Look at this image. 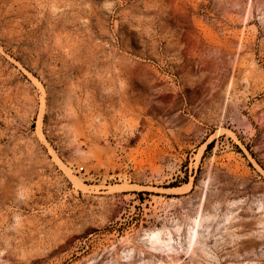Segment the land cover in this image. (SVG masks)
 <instances>
[{
  "label": "rangeland",
  "instance_id": "374dc122",
  "mask_svg": "<svg viewBox=\"0 0 264 264\" xmlns=\"http://www.w3.org/2000/svg\"><path fill=\"white\" fill-rule=\"evenodd\" d=\"M0 264H264V0H0Z\"/></svg>",
  "mask_w": 264,
  "mask_h": 264
}]
</instances>
